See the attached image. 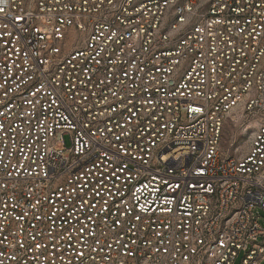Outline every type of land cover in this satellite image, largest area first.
<instances>
[{"label":"built area","instance_id":"2783aa9c","mask_svg":"<svg viewBox=\"0 0 264 264\" xmlns=\"http://www.w3.org/2000/svg\"><path fill=\"white\" fill-rule=\"evenodd\" d=\"M260 212L264 0H0V264H259Z\"/></svg>","mask_w":264,"mask_h":264},{"label":"rangeland","instance_id":"374dc122","mask_svg":"<svg viewBox=\"0 0 264 264\" xmlns=\"http://www.w3.org/2000/svg\"><path fill=\"white\" fill-rule=\"evenodd\" d=\"M252 130V123L244 119L240 113H233L225 122L221 137V147L230 150L231 155L239 156L247 146V137ZM260 224L264 227V213L260 212ZM242 254H239L234 264H239ZM259 264H264V255Z\"/></svg>","mask_w":264,"mask_h":264}]
</instances>
